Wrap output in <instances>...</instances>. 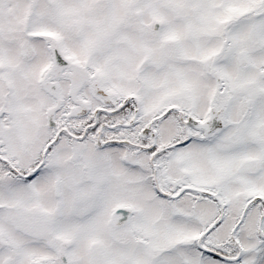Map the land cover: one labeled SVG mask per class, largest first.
<instances>
[{
    "label": "snow or ice",
    "instance_id": "1",
    "mask_svg": "<svg viewBox=\"0 0 264 264\" xmlns=\"http://www.w3.org/2000/svg\"><path fill=\"white\" fill-rule=\"evenodd\" d=\"M0 264H264V0H0Z\"/></svg>",
    "mask_w": 264,
    "mask_h": 264
}]
</instances>
